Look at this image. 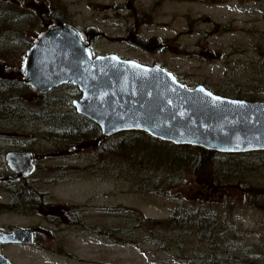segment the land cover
Wrapping results in <instances>:
<instances>
[{
  "label": "rangeland",
  "instance_id": "374dc122",
  "mask_svg": "<svg viewBox=\"0 0 264 264\" xmlns=\"http://www.w3.org/2000/svg\"><path fill=\"white\" fill-rule=\"evenodd\" d=\"M67 1L79 12L82 22L94 20L109 36L93 44L96 53H117L147 64H163L188 87L204 84L225 96L264 101V0H92L93 7L86 4L89 0L80 4ZM130 2L147 23L137 21ZM105 14L109 19L101 20ZM137 24H141L144 36L164 38L162 51L148 54L127 42ZM6 30L8 26L0 25V35ZM118 36L121 40L114 41ZM209 51L220 54L209 58ZM80 95L76 86L69 85L48 97L63 113L72 109ZM6 126L11 130L22 127ZM64 126L67 122L62 120L23 125L24 131L37 133V137L56 131V127L64 132ZM41 141L42 146L36 145V149L40 154L47 153L39 161L41 191L48 194L45 202L53 209L81 204L92 231L72 232L66 239L68 248L83 258L81 262H65L29 249L23 264H206L207 246L196 236L176 243L170 251L160 248L157 227L167 226L174 211L172 203L162 196L136 191L131 181L119 178L111 167L103 171L92 167L94 161L96 165L102 161L98 148L101 137L96 130L91 129L87 139L76 138L71 148L63 140L66 146L58 151L49 152V144L44 150L47 142ZM34 176L32 182L38 178ZM251 178L264 184L262 176ZM187 180L189 183L181 189L184 194L193 198L204 195L239 209L234 221L242 231L248 230L246 242L256 248L255 255L264 264V207L245 205L238 186H213L197 176H187ZM142 218L151 224L144 227ZM232 252L247 255L240 247ZM252 253H248L249 259L255 256Z\"/></svg>",
  "mask_w": 264,
  "mask_h": 264
},
{
  "label": "water",
  "instance_id": "95a60500",
  "mask_svg": "<svg viewBox=\"0 0 264 264\" xmlns=\"http://www.w3.org/2000/svg\"><path fill=\"white\" fill-rule=\"evenodd\" d=\"M94 29L89 28L90 39L96 37ZM127 42L149 53L164 46L158 36L132 35ZM26 81L40 93L66 83L76 86L81 96L74 107L105 136L136 130L175 145L222 153L264 151V101L225 96L204 84L188 87L160 64L117 53L94 56L89 44L66 25L37 38L27 58ZM8 159L16 174L0 175V182L36 171L32 152H12ZM13 241L33 244V232L16 231Z\"/></svg>",
  "mask_w": 264,
  "mask_h": 264
},
{
  "label": "trees",
  "instance_id": "16d2710c",
  "mask_svg": "<svg viewBox=\"0 0 264 264\" xmlns=\"http://www.w3.org/2000/svg\"><path fill=\"white\" fill-rule=\"evenodd\" d=\"M55 118L47 115L43 117L44 123L66 121L67 126H64L63 131L68 133L65 138L69 148L71 136L73 139H87L90 130H96L101 137L98 148L102 161L97 165L94 161L92 167H97L99 171L111 167L119 178L131 181L136 191L162 196L173 204L174 211L168 219L171 226L167 223V226L157 227L162 250L170 251L176 243L196 236L207 246L206 264H262L255 255L256 248L246 242L248 230L242 231L234 221L236 214H239L237 207L216 202L204 195L193 198L184 194L181 189L189 183L187 176H197L213 186H238L242 190L241 199L245 205L264 207V184L257 181L254 183L251 178L264 177V151L222 153L194 145H175L136 130L105 136L96 123L77 113L75 108L60 113V119ZM66 145L61 143L53 150ZM53 170L55 171V167ZM41 171L42 168L39 167L30 176V179L34 175L38 177L31 186L24 189L13 187L11 199H23L15 200L14 208L50 207L51 204L47 205L45 202L48 194L41 191ZM44 174L45 171L43 177ZM69 207L73 206H61ZM143 219L144 227L152 222ZM237 247L242 248L247 255L232 252ZM250 251H253L252 256L255 255L251 259L248 256Z\"/></svg>",
  "mask_w": 264,
  "mask_h": 264
},
{
  "label": "flooded vegetation",
  "instance_id": "af4514ba",
  "mask_svg": "<svg viewBox=\"0 0 264 264\" xmlns=\"http://www.w3.org/2000/svg\"><path fill=\"white\" fill-rule=\"evenodd\" d=\"M82 2L83 0L73 1L74 4ZM86 4L89 7L94 6L92 0L87 1ZM71 5L67 0H0V25L8 26V30L0 35V175L16 174L8 159L10 153L32 152L37 170L41 158L47 155V153H38L36 149V145L42 146L41 140L47 142L43 146L44 150H47V144L50 145L49 152L57 151L58 149H53L67 141L65 137L68 136V133L62 132L59 127H56L58 131L43 133V137H37V133L24 131L23 125L43 124V117L47 115L49 117L53 115L56 117L55 119H60L61 112L52 106L54 100L48 95L72 85L66 83L53 88L48 93H40L27 83V58L30 48L37 38L53 27L66 25L77 31L82 41L89 44L94 56L101 53H96L93 44L98 43L102 38H109L94 20L87 23L82 22L79 12L73 10ZM128 6L136 11L137 21L139 20L141 24L148 22L143 16L137 14V9L132 2L128 3ZM122 7H125V4H122ZM92 18L94 19V16ZM100 19L108 20L109 15L105 14ZM141 24H137L135 31H130L128 36L139 35L145 39L158 36L162 43L165 41L159 35L144 36L141 34ZM90 27H96L93 32L96 37L92 39L89 38ZM113 39L119 42L121 36L113 37ZM219 54L209 51L206 56L209 58L218 57ZM154 64L159 63L149 65ZM162 66L165 65L162 64ZM177 77L179 78V76ZM72 108H75L74 104ZM11 124H20L22 127L18 130H11L8 128L9 126H6ZM70 138L71 146L76 145V139H73L72 136ZM30 176L22 177L19 180L0 182V196L6 197V199H0V264H23L28 258L29 249L65 262H81L83 258L68 248L66 239L72 232L88 233L92 231V225L87 224L89 221L84 214V206L81 204L76 206V204L73 207L60 209L14 208V201L23 199H11L13 187L24 189L31 186ZM19 230L32 231L33 244L14 243L13 235Z\"/></svg>",
  "mask_w": 264,
  "mask_h": 264
}]
</instances>
